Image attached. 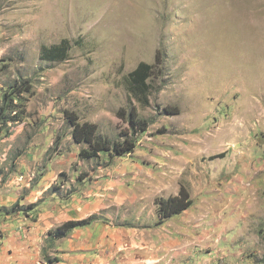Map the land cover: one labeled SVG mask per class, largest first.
I'll return each instance as SVG.
<instances>
[{
  "label": "rangeland",
  "instance_id": "1",
  "mask_svg": "<svg viewBox=\"0 0 264 264\" xmlns=\"http://www.w3.org/2000/svg\"><path fill=\"white\" fill-rule=\"evenodd\" d=\"M140 62L153 66L146 99L128 78ZM24 84L12 96L21 120L0 127L5 246L34 242L31 264H60L74 231L105 227L125 257L154 260L137 264H264V0H0V107ZM65 111L133 152L81 158L89 146ZM181 188L191 206L163 218L159 200Z\"/></svg>",
  "mask_w": 264,
  "mask_h": 264
},
{
  "label": "trees",
  "instance_id": "2",
  "mask_svg": "<svg viewBox=\"0 0 264 264\" xmlns=\"http://www.w3.org/2000/svg\"><path fill=\"white\" fill-rule=\"evenodd\" d=\"M64 42H61L58 46L48 49V54H57L55 59L62 58V54L65 53ZM45 56V55H43ZM158 54L155 58V62L158 61ZM162 62V61H161ZM153 66L140 62L136 68L129 73L128 78L131 86V94L141 95L146 99V95L149 91V85L147 83L148 78L151 75ZM30 87L27 84L19 86L10 92V96L5 95L3 98L2 105L0 107V127L6 126L8 123H16L21 119L16 111L18 105L13 104V95L20 96L23 93H28ZM8 96V97H7ZM22 100V99H21ZM23 101V100H22ZM21 105V101H19ZM23 106V105H22ZM119 116H124V111H120ZM164 112L166 114H177L178 110L173 107H165ZM65 118L71 123L73 127L72 136L73 140L77 144L86 143L89 149H83L80 151V157L83 159H92L99 156L102 152H111L116 156H125L133 152L135 148V142L128 139L127 136L123 141H118L115 143H110L105 140L97 138L96 131L97 126L95 124L84 122L79 123L77 116L73 112L65 111ZM129 125L133 129L140 132H145L147 129L146 121L138 118L136 110L131 108L128 112ZM124 118V117H123ZM224 154H218L209 158V160H215L218 158H223ZM192 204L187 191L181 188L180 192L176 196L168 197L167 199L159 200V210L163 218H170L174 215H178L188 209ZM90 221V220H89ZM87 220L81 221H68L57 227L55 230L51 231L49 235H53L55 239H61L66 237L73 229L78 227H83L89 224Z\"/></svg>",
  "mask_w": 264,
  "mask_h": 264
},
{
  "label": "crops",
  "instance_id": "3",
  "mask_svg": "<svg viewBox=\"0 0 264 264\" xmlns=\"http://www.w3.org/2000/svg\"><path fill=\"white\" fill-rule=\"evenodd\" d=\"M60 216L61 218L58 220L61 222L71 218L67 216L63 217L62 215ZM48 228H50V223H47L42 228L38 227L36 230L34 228V231L29 234H32L31 236L34 238L37 234L48 230ZM6 230L9 231L10 227L7 226ZM2 231L3 230L0 232ZM113 233H115V236L112 235L111 229L109 230L105 227L98 228V230L95 231H89L88 229L86 231H74L69 238L64 240V247L58 249V261H61L60 264H80L81 261H88L91 262V264H110V262L117 261H125L126 264H128V261H133V264H137V261H154L148 257L149 252L141 248V252L139 251L134 258L129 259L125 257V253L121 251L122 246L125 243L121 241L122 239L120 235L117 236V232ZM107 235H110L109 240ZM3 238H0V251L2 255L0 256V264H31L32 261L36 260L34 259L33 251L30 253L26 252V250L29 249L28 245L31 247L36 246L34 242H18L15 245L13 243L5 246L2 241ZM114 241H116V243H114ZM134 243L135 242L131 245ZM134 247L135 246H132V248ZM9 248L13 249L11 254L9 253Z\"/></svg>",
  "mask_w": 264,
  "mask_h": 264
},
{
  "label": "bare ground",
  "instance_id": "4",
  "mask_svg": "<svg viewBox=\"0 0 264 264\" xmlns=\"http://www.w3.org/2000/svg\"><path fill=\"white\" fill-rule=\"evenodd\" d=\"M237 75V74H236Z\"/></svg>",
  "mask_w": 264,
  "mask_h": 264
}]
</instances>
